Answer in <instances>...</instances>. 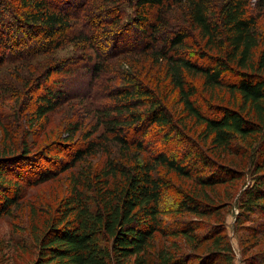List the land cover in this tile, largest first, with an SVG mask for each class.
<instances>
[{
    "label": "trees",
    "instance_id": "obj_1",
    "mask_svg": "<svg viewBox=\"0 0 264 264\" xmlns=\"http://www.w3.org/2000/svg\"><path fill=\"white\" fill-rule=\"evenodd\" d=\"M152 10L156 14L151 19ZM72 42L81 47L79 54L45 66L39 75L30 76L32 85L26 84L16 95L34 96L32 116L40 119L69 98H80L81 92L94 97L97 77L112 74V80L122 83L107 94L113 103L91 108L95 125L82 133L84 141L71 140L79 123H66V137L40 152L41 160L52 167L37 173L36 157L25 148L22 153L0 150V216L8 214L23 188L53 178L94 154L99 143L91 134L101 124L103 136L118 145V156L107 152L94 169L80 173L70 169L66 194L41 235H35L37 255L31 264H187V255L176 253V241L154 242L157 233L181 234L186 243L194 239L184 228L164 230L163 216L183 210L207 215L218 205H205L195 193H185L173 209L162 208L169 184L157 173L159 168L188 178L192 165L185 155L151 151L145 135L152 125L175 129L188 120L201 126L200 136L213 150H228L232 141L249 146L258 139L253 150L259 156L252 159L258 172L264 168L260 144L264 139V0H0V65L4 59L27 64ZM110 43L117 48L108 49ZM131 52L148 53L158 64L165 80L163 90L167 89V96L174 94L177 119L159 97L163 90L159 93L148 83L134 82L131 62L114 63ZM82 69L93 79L83 81L78 75L84 74ZM58 72L68 74L69 81L65 83V76L53 78ZM1 82L0 100L14 96L4 92L5 87L11 89V81ZM217 91L227 93L232 105L206 103L204 94L211 98ZM140 105L146 106L143 111L137 108ZM11 117L3 121L11 125ZM165 137L170 139L168 134ZM52 148L54 155L49 154ZM198 157L209 172L194 175L195 187L211 188L223 179L218 173L226 179L238 177L231 165H217L206 155ZM35 171L31 177L29 173ZM262 200L264 173H258L239 212L264 214ZM219 242L215 239V252L224 254Z\"/></svg>",
    "mask_w": 264,
    "mask_h": 264
},
{
    "label": "rangeland",
    "instance_id": "obj_2",
    "mask_svg": "<svg viewBox=\"0 0 264 264\" xmlns=\"http://www.w3.org/2000/svg\"><path fill=\"white\" fill-rule=\"evenodd\" d=\"M155 14V11L152 10L150 18L152 19ZM259 30L263 31L261 27ZM111 43L107 44L108 49L117 48V46L113 47ZM138 44L136 42V45ZM80 52L81 47L72 42L48 53L38 55L34 58L35 60L27 64L24 62L12 63L6 59L1 62L0 84H2L1 80L3 79L11 81L12 85L9 87L11 89L5 87L4 92L14 96L11 98L4 97L0 100V119H2L0 120V150L7 149L9 153H22L24 152L22 149L25 148L29 152L28 154L36 157V164L39 166L36 169L37 173L52 167L50 162L42 161L41 157L43 156L39 154L45 148L62 141L66 137V133L63 132L64 125L66 123H79V129L71 140L73 142L76 140L84 141L82 133L92 131L93 125H95V115L91 108L101 109L110 102L113 103V99L108 98L107 94L111 93L113 87L122 83L120 80H112V74L97 77L94 82V97L87 92L85 94L81 92L82 95H77L80 98H69L70 100L64 102L60 108L47 113L40 119L32 116L30 111L34 96L27 99L16 96L22 88L32 85V82L28 81L30 76L32 78L37 73L40 74L45 66L61 62L67 57L72 59L73 55ZM147 54L131 52L113 61L117 65L122 62H131L135 73L132 80L148 83L153 89L161 93L165 87L163 73L158 64L156 62L153 64L152 59ZM71 63L72 60L66 62L69 66ZM82 72L83 75H78L83 81L93 79L90 72L86 73L84 69ZM67 75L58 72L52 77L65 76L63 80L66 83L69 81H67ZM21 82L24 83L23 86L20 85ZM83 87L81 90H84ZM163 91L164 95H159V97L168 110L173 113L174 118L177 119L179 109L176 110L172 104L174 94L167 96V89ZM203 98L206 103L210 102L209 104L213 106L232 105V101H228V94L222 93V91H217L215 97L211 98L204 94ZM145 107V105H140L137 108L143 111ZM4 115L10 117L13 115L10 120L11 125L4 122L10 119ZM175 127L174 129L152 125L145 135L146 143L151 151L161 149L177 157L185 155L188 164L192 165V175L188 178L179 177L172 172L159 168L157 173L169 184L162 197V208L173 209L171 207H174L182 198V194L185 195V193H195L205 205L218 206L210 209L211 214L207 215L194 214L189 210L164 215L162 219L164 230L171 232L184 228L187 231L190 230V235L192 234L194 239L186 243L181 234L171 237L157 233L153 238L154 242L157 244L162 239L168 242L176 241L179 246L176 253L186 254L187 264H264V214L257 211L239 212L241 203L245 200L246 189L254 185L258 173H264V168L258 172L254 167V160L259 156V152L253 149L254 146L255 148L258 147V139L249 146L238 141H232L228 150H213L208 142H204L200 136L201 126L186 120L183 128L176 125ZM103 130V125L99 124L95 132L91 134V137H97L99 143L94 154L84 156L71 168L56 172L53 178L23 188L19 198L10 207L8 214L0 216V264H31L35 260L37 238L45 229L47 219L55 214L59 200L67 192L70 169L74 170L75 173L94 169L105 159L107 152H110L113 157L118 156V145L112 142L108 135L103 136ZM98 134H100L99 137L96 136ZM166 134L170 139L165 137ZM260 144L263 147L264 139H261ZM52 147L54 148V146ZM53 148L49 154L54 155L55 150ZM198 154L206 155L210 162L217 165H231L230 167L238 172V177L226 179L224 174L218 173L216 175L223 177V179L211 188L195 187L194 175L200 171L202 174L209 172L208 168L199 164ZM58 156H61L63 160L67 159V156L63 154ZM252 156H255L254 160ZM58 161L55 167H58ZM40 163L42 164L39 165ZM36 171L29 173L31 177L36 175ZM9 180L11 181V179ZM215 239L220 240L219 248L224 249V254H222L223 251L221 253L215 252Z\"/></svg>",
    "mask_w": 264,
    "mask_h": 264
}]
</instances>
